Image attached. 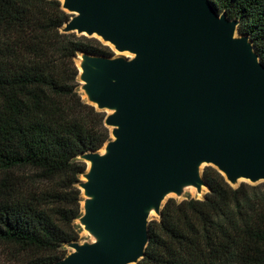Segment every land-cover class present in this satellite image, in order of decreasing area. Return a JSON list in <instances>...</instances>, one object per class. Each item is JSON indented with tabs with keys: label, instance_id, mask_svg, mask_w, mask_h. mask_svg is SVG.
Instances as JSON below:
<instances>
[{
	"label": "water",
	"instance_id": "water-1",
	"mask_svg": "<svg viewBox=\"0 0 264 264\" xmlns=\"http://www.w3.org/2000/svg\"><path fill=\"white\" fill-rule=\"evenodd\" d=\"M64 33L121 55L83 54L90 104L111 128L90 163L80 218L96 241L68 244L58 264H137L148 212L168 193L207 188L201 166L230 184L264 182V62L239 21L211 0H63Z\"/></svg>",
	"mask_w": 264,
	"mask_h": 264
},
{
	"label": "trees",
	"instance_id": "trees-1",
	"mask_svg": "<svg viewBox=\"0 0 264 264\" xmlns=\"http://www.w3.org/2000/svg\"><path fill=\"white\" fill-rule=\"evenodd\" d=\"M239 21L264 62V0H211ZM60 0H0V264H58L80 239L83 156L111 140L105 112L80 93L78 56L111 57L96 38L64 33ZM31 169L33 183L21 173ZM202 199H169L137 264H264V182L230 185L203 171Z\"/></svg>",
	"mask_w": 264,
	"mask_h": 264
},
{
	"label": "rangeland",
	"instance_id": "rangeland-1",
	"mask_svg": "<svg viewBox=\"0 0 264 264\" xmlns=\"http://www.w3.org/2000/svg\"><path fill=\"white\" fill-rule=\"evenodd\" d=\"M61 2H63V0H60ZM77 34V33H76ZM78 36H81L79 34H77ZM96 39H98L99 41H101L104 45L106 46H109L110 49L114 52V56H118V55H121L119 54L113 46H111L110 44L104 42L103 40L99 39L98 37H95ZM84 60H83V56L80 55L77 57L76 59V65H77V68H78V71H79V76H78V81H79V84H80V93L84 94L83 98L84 99H87L89 101V98L83 88V82L81 80V77H80V74H81V67H82V64H83ZM90 102V101H89ZM91 103V102H90ZM98 109V108H97ZM100 110V109H99ZM104 112H111L109 110H104ZM110 131H111V128H110ZM112 137V135H111ZM105 148H106V144L102 147V149L99 150V152L101 154H103V152L105 151ZM86 163H87V170L89 168V162H87L85 159H83ZM208 165L204 164L201 166L200 170L203 172L204 169L207 167ZM25 178L28 179V182H31L33 183L35 181L36 176V172L31 170V169H26V170H22L21 172ZM87 173V171H86ZM86 181V177H85V174L82 175L80 177V183L78 184V188L81 190V193H82V197L84 199V201L82 202V208H83V212H84V202L85 200L87 199V197L85 196L84 194V190L81 188V183ZM243 182H246V183H250V184H260V183H263V181H260V182H257V183H251V182H248V181H245V180H240L239 182H237L236 184H233L232 186L234 187H237L239 186L241 183ZM208 192V188L202 186L200 189H198L197 187L195 188V186H192V185H188V186H185L182 188V191L177 194V193H168L165 197H164V200L162 201V206L165 204L166 201H168L169 199H177V200H185V199H188V198H197V199H202L203 196ZM160 217V213L159 212H156L155 209H152L151 211L148 212V222L150 223L151 221L153 220H156ZM76 224L79 225L81 227V231H80V239L77 241L79 244H89V243H93L96 241V238L95 236L90 233L86 228L85 226L81 223L80 219H78L76 221ZM66 250H67V253L70 254L72 251H74L70 246H67L66 247ZM11 250L8 249V248H5V247H0V258L3 259V260H8L10 259V256H11Z\"/></svg>",
	"mask_w": 264,
	"mask_h": 264
},
{
	"label": "bare ground",
	"instance_id": "bare-ground-1",
	"mask_svg": "<svg viewBox=\"0 0 264 264\" xmlns=\"http://www.w3.org/2000/svg\"><path fill=\"white\" fill-rule=\"evenodd\" d=\"M81 69V72H82V68H80ZM104 154L106 153V150L103 152ZM89 167H90V164H89ZM241 180V179H240ZM240 180H238V182L240 181ZM196 188V187H195ZM152 209H150V211H151Z\"/></svg>",
	"mask_w": 264,
	"mask_h": 264
}]
</instances>
